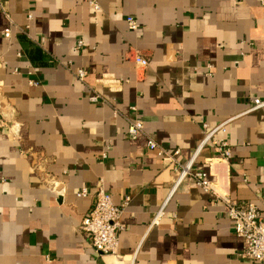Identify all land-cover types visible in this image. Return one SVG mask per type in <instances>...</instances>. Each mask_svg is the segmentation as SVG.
Instances as JSON below:
<instances>
[{
  "label": "crops",
  "instance_id": "1",
  "mask_svg": "<svg viewBox=\"0 0 264 264\" xmlns=\"http://www.w3.org/2000/svg\"><path fill=\"white\" fill-rule=\"evenodd\" d=\"M262 1L1 0L0 123L19 122L22 138L0 125V264H258L239 255L225 205L191 182L171 194L170 161L126 130L127 119L142 120L184 164L228 121L211 141L228 142L231 157L209 141L192 168L219 193L260 207L264 113L246 111L264 98ZM129 47L148 59L144 69ZM80 68L106 102L88 100L72 73ZM99 179L114 204L130 197L117 255H97L79 228Z\"/></svg>",
  "mask_w": 264,
  "mask_h": 264
},
{
  "label": "built area",
  "instance_id": "2",
  "mask_svg": "<svg viewBox=\"0 0 264 264\" xmlns=\"http://www.w3.org/2000/svg\"><path fill=\"white\" fill-rule=\"evenodd\" d=\"M264 4V0L262 1ZM91 5L97 7L96 4L91 1ZM0 9L2 10V3L0 0ZM10 25L12 24L11 21ZM127 26L130 30L138 29V22L133 16L126 18ZM10 26L4 30L6 37L10 36ZM81 44V42L79 43ZM127 57L131 60L136 69L142 70L148 65V59L144 57L140 51L135 47H129ZM74 77L80 81L87 89L88 100L92 103L106 102L105 99L100 96L95 90L86 82L87 72L80 68L72 72ZM35 84V83H34ZM113 114L115 116L120 115V112L112 107ZM132 111H135V107H131ZM262 111L264 113V98L252 97L249 107L246 112ZM228 121L218 124L212 127L208 131L207 126L203 124V129L206 130L201 142L197 149L193 153V157L186 163H180L175 154L177 151L169 152L161 147L156 140L150 135L144 132L143 122L140 119H127L126 136L129 138H136L138 135H144L146 139V146L149 150L156 151L158 156L167 158L173 166L175 171V178L173 180L171 191L175 192L180 185L191 182L193 185L203 189L206 193H209L214 201H220L225 205V214L227 218L232 222L235 235L242 240L243 249L239 254L241 257L251 261H255L258 264H264V195L259 196L260 207L257 203L247 200H236L230 198L226 194H221L217 191L214 182L208 179V175L203 171H194L192 164L199 151L204 147L206 143L211 141L212 135L217 131H224ZM2 127H9L12 130L15 138L20 141L21 125L17 121L12 123H6L2 121L0 123ZM216 148L220 157L229 159L231 157V151L229 144L226 141L217 143L211 141ZM20 152L27 154L28 152L21 147ZM32 154V153H31ZM105 156V154H103ZM29 156V155H27ZM46 174L44 179L47 187L55 192L59 198L64 193V188L60 186L59 181L54 177H48ZM88 194L87 189H81L77 195L86 196ZM93 195V206L87 215L83 218L80 224V230L87 235L91 248L99 256L117 255L119 250V232L124 228V225L120 221V217L124 212L128 202L129 196H125L123 202L116 205L112 202L110 194L105 190L103 180L99 179ZM163 211L160 210L154 217V221L157 220Z\"/></svg>",
  "mask_w": 264,
  "mask_h": 264
}]
</instances>
